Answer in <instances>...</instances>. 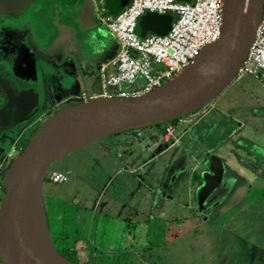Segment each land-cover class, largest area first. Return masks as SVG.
Listing matches in <instances>:
<instances>
[{
	"label": "water",
	"instance_id": "1",
	"mask_svg": "<svg viewBox=\"0 0 264 264\" xmlns=\"http://www.w3.org/2000/svg\"><path fill=\"white\" fill-rule=\"evenodd\" d=\"M83 1L84 13L93 15V1ZM57 3L58 0H0V23L21 30L31 23L44 21ZM112 3L108 0L107 6L118 14L120 10L114 11ZM263 18L264 0H223V29L219 40L206 47L195 61L161 88L137 98L90 99L66 106L47 119L33 133L27 147L13 160L3 178L2 264H78L58 251L49 228L43 186L52 165L107 137L168 124L211 104L236 79ZM171 27L164 15L148 13L140 19L137 33L141 37L163 36ZM13 68L10 61L0 60V131L29 120L43 102L42 88L19 78ZM243 141L236 142V148L247 152L250 147ZM177 153L172 155L173 163L179 157ZM228 158L208 153L194 166L190 164L191 172L184 167L177 170L171 185L183 174L189 204L195 199L202 208L222 185ZM171 165L163 168V176L156 171L155 177L163 180Z\"/></svg>",
	"mask_w": 264,
	"mask_h": 264
},
{
	"label": "rangeland",
	"instance_id": "2",
	"mask_svg": "<svg viewBox=\"0 0 264 264\" xmlns=\"http://www.w3.org/2000/svg\"><path fill=\"white\" fill-rule=\"evenodd\" d=\"M164 17L171 24L177 18L175 13H168L164 15ZM74 23L78 26L77 22ZM17 31L19 30L9 27L5 33H0V43L4 45L8 35L11 34V32ZM50 36L48 30L43 36H40V38L43 37L41 40L44 41L43 44L48 52H51L50 46L55 40L54 38L51 39L52 37ZM111 36L113 35L111 34ZM32 39H36V34L33 35ZM41 40H38L39 43ZM38 41L36 39V42ZM95 43L97 44L98 42L95 41ZM115 49L116 46H114L113 51ZM10 52L12 54L15 53L9 51V49L7 50V48L2 53L9 54ZM115 52L116 51L110 53V56L114 55ZM40 63L47 66H54L52 62L48 64L47 61L44 60H40ZM68 69L70 70L71 67H68ZM37 73L39 72L34 71V74L32 73L30 76L19 74L18 77H21L24 81H27L26 78H31L35 82H39L40 79L36 75ZM77 83H74L77 85L74 87V96H80L81 93L85 91V87H87L89 93L93 94L94 86L99 84L95 78H88L85 80L78 79ZM39 84L40 82L36 83V85ZM121 87L126 89L130 86L123 85ZM58 88L59 91L56 90L54 92V96L58 99L64 98L65 94L69 93L67 91L68 89H63L61 87V84L58 85ZM114 89V87L108 88L111 93L115 94L116 92H114ZM262 98H264L263 82L253 76H245L240 80L235 79L212 103H216L219 109L221 108L229 111L233 110L232 108L235 106H240L241 109L247 113V107H261V104H263L261 101ZM79 100L80 98L78 97V99H74L70 102L67 101L65 104L61 105L60 108L68 106L69 104H78L80 102ZM51 107L50 104L46 106V103L44 104L43 102L40 107L41 111L36 113L24 125L12 131H0V205L5 195V189L3 188L5 172L12 164L13 160L25 150L33 133L60 109L53 108L52 110L50 109ZM208 107L209 105L191 114L192 116L188 115L181 119L171 121L167 125L161 124L148 127L156 129L159 134L164 132V127L166 126H172L174 128L172 136H170L169 140H166L168 142L165 143V145L169 144V146H172L174 149L172 148L173 150L169 151L165 157L159 158V160H157V165L153 168V170L158 172V175L163 176L164 173L162 171L165 166L169 164H172V166L174 165L172 162V155L176 153L177 150L178 154L181 156L184 154V157L180 156V161H185L186 159L184 170L188 169L190 164L191 166L196 164L199 154L193 153H195L197 149L204 147L203 141L198 140V121H200L199 119L201 117L199 116V112L208 109ZM44 108L49 111L47 112ZM181 121H183V123H188L189 126H187L188 131L182 134L181 141L177 143L173 140V135L175 130H179V123H181ZM253 123L254 125L252 127L257 130H262L264 133V127H256L255 121ZM148 128L143 129L146 130ZM138 131L141 132L143 130ZM138 131L116 134L90 144L60 159L49 169L43 189L48 224L56 248L62 255L78 263V260L74 257V250L71 249L73 246L72 242L74 241V223L72 217L74 216V195L77 196L79 190L82 188L87 192H91L92 195L89 196L90 198L94 195L95 198H100L99 200L102 201L100 209L98 210L99 218L97 225L100 231L98 240L103 242L104 245H102L103 248L101 247V250L98 251L95 256L93 255V258H91L90 254L87 252L84 260H81L84 264H222V233H224L225 229L239 231L240 228V230L244 229L245 232V230H249L258 223V220L263 218L264 210L255 209L249 212L248 215H246L247 212L244 214L242 213V215H239L238 221L233 223H229L226 218L217 224H210L209 221L204 222L202 217L195 213L196 209L192 208L191 204H187L188 208H184L181 204L174 201L175 198L181 201L188 199L186 193L187 184L184 183L185 176L183 174L182 176L181 174H179L180 176L178 175V186L174 189L176 192H172L173 196L175 193H178V196L174 199L165 197L168 199L164 204L165 201L163 202L161 197L148 186L151 181L150 179H147L149 183L137 186V182L134 179H129L128 174H126L127 166L125 163L121 164L119 161L117 165L110 164L111 162L108 160V156L105 155V149H109L112 151L111 154L120 160L121 158L118 157L119 154H117V151H114L117 142L123 138H127L134 142L136 140L134 138V133ZM249 139H252L254 142L248 140L243 141V144L247 147H253V143L263 144L264 146V137L261 139L257 135H252ZM236 144H234V148L232 149H241L240 147L236 148ZM176 145L179 146L176 147ZM185 145H188L186 149ZM230 151L231 149L223 147L222 154L220 155L223 157L229 156L226 161L229 162L231 170L250 182L253 188H249L251 189L249 192V199L251 202L257 199H264V195L260 197V191L256 188L259 182L250 180L253 179L252 175L240 171L238 161L232 158L233 155ZM242 151L246 153L244 150ZM137 164L138 163L135 165ZM258 167H260L258 171L262 174H260L261 177H264V162H260ZM55 171L68 174L69 182L62 185L53 184L49 176ZM188 171L191 172L190 169H188ZM142 173L147 174L148 177L149 170H142ZM175 175L176 172L173 176L175 177ZM173 176L172 179L174 178ZM105 203H107V205L111 204L110 208L112 209V213L111 221L109 222H107V219H104V216L101 214L102 207ZM163 204L164 206H162ZM134 208L142 210L139 216L131 212ZM164 209L166 211H163ZM81 216L82 219L85 220L89 218L90 214L84 211ZM124 219H129V222L126 223ZM254 232L255 231H250L249 233L253 234ZM247 235L251 236L250 234ZM257 238L264 240V234H259ZM110 249L112 250L110 251ZM0 264H2L1 260Z\"/></svg>",
	"mask_w": 264,
	"mask_h": 264
},
{
	"label": "crops",
	"instance_id": "3",
	"mask_svg": "<svg viewBox=\"0 0 264 264\" xmlns=\"http://www.w3.org/2000/svg\"><path fill=\"white\" fill-rule=\"evenodd\" d=\"M112 1L114 11L120 10L121 12L130 4V0ZM83 3V0H58V3L53 7L44 21L31 23L28 27L13 32V43H17L16 46H22V51L27 50L25 58L21 55L24 52L17 55L15 67L17 69L21 68L22 71L33 69L35 72H39L36 75L40 79L39 82L43 89H45L46 106L50 104L51 106L60 107L65 102L78 99V97L80 98L79 103H81L113 94L105 86L102 68L106 67L104 74L107 76L116 72L112 64L120 53L121 44L116 39L117 37L101 23L96 12L90 16L88 12L84 13ZM107 8L110 14L116 15L111 12L108 6ZM74 22H77L78 26ZM47 30L51 35L50 37H52L51 39H55L50 46L51 52L46 50L43 44L44 41L41 40L43 37L40 38ZM34 34L37 36V41L41 40L40 43L39 41L36 42V39L33 41L32 37ZM27 37L28 43L23 42L22 44L21 38L25 39ZM95 41L98 43L96 44ZM114 46H116L114 50L116 52L110 56V53L114 52ZM40 60L47 61L48 64L52 62L54 66L44 65L40 63ZM68 67H71L72 70H69ZM88 78H95L99 83L97 86H94L93 94L89 93L87 87H85V91L80 96H74V87L77 86L74 83H77L78 79L85 80ZM29 81L34 82L31 78H29ZM260 81L263 82L262 80ZM59 84H61L63 89H68L67 91L69 92L62 99L54 96V92L56 90L59 91ZM115 91L116 89H114ZM261 101L264 104V98ZM263 104H261V107H247V113H245L240 106H235L232 108L233 110L229 111L219 109L216 103H212L209 104L208 109L199 112V116L201 117L200 121H198L199 127L197 132L199 135L202 134L204 136L202 140L204 147L197 149L193 153L199 154V157L196 156L197 160H200L201 157L208 153H217L223 147H227V149L234 148V144L240 138L253 142L252 139H249L250 136L257 135L262 139L264 137L263 131L257 130L252 126L255 121L256 127H264ZM70 105L74 104H69L68 106ZM190 116L192 115L190 114ZM181 123H179V130H175L173 135V140L177 143L181 141L182 134L188 131V123H183V121ZM141 130L143 131L134 133V138L136 139L134 142L127 138H123L117 142L114 151H117L118 157L121 158L120 160L114 157L111 154L112 151L109 149H105L104 152L108 156L110 164L117 165L119 161L121 164L125 163L127 171H124L127 172L126 174H128L129 179H134L137 182V186L149 183L147 179H150L151 181L148 186L151 189H155L166 178L164 177L163 180L160 178L159 180L155 177L157 173L153 168L157 165V160L165 157L173 147L163 151V154L159 153L164 144L168 142L166 141V127H164L162 134H159L154 128ZM150 161H155L154 165L149 166ZM136 163L138 164L135 165ZM145 169L149 170L148 177L147 174L142 173V170ZM226 180L210 196L202 208H197V214L202 217L204 222L209 221L210 224H217L226 218L229 223H233L238 221L237 219H239V215H242V213L247 212L246 215H248L249 212L255 209L264 210L263 198L252 202L249 199V192L253 188L248 180L241 175L233 173L228 174ZM250 180L259 182L256 186L260 191L259 196L264 195V181L255 179L254 177ZM176 183L171 186V195L173 191L176 192L174 190L176 189ZM91 195V192H87L82 188L79 190L77 196L74 195V216L72 217L74 223V241L72 242L73 246L71 249L74 250V257L78 260V264H84L81 260H84L87 252L93 258V255L95 256L101 250L100 248L104 246L103 242L98 240L100 231L97 225L99 218L98 210L102 201L99 200L100 198H95L94 195L90 198L89 196ZM177 196L178 193H175L169 199H174ZM174 201L181 204L184 208L187 203L186 200L181 201L177 200V198ZM110 206L111 204L107 205L105 203L101 211L107 222L111 221L112 209ZM191 206L194 208V203ZM84 211L90 214L89 218L85 220L81 216ZM131 212L139 216L142 210L134 208ZM124 220H126V223L129 222V219ZM250 231L255 232L252 234L249 233ZM222 234V264H264V240L257 238L259 234H264V216L261 220H258L256 225L252 226L249 230H245V232L244 229L240 230V228L239 231L225 229ZM247 234H250L253 238Z\"/></svg>",
	"mask_w": 264,
	"mask_h": 264
},
{
	"label": "built area",
	"instance_id": "4",
	"mask_svg": "<svg viewBox=\"0 0 264 264\" xmlns=\"http://www.w3.org/2000/svg\"><path fill=\"white\" fill-rule=\"evenodd\" d=\"M92 1L101 23L121 44L120 53L112 64L116 72L107 76L104 74L106 67L102 68L105 86L116 89L115 94L105 97L137 98L161 88L222 34L223 0H130V4L116 15L109 13L108 0ZM148 13H175L177 18L166 35L141 37L137 33L138 23ZM245 76L264 82V18L236 79ZM123 85L130 87L124 89ZM173 131L172 126H166V140ZM49 179L53 184L62 185L69 182V175L55 171Z\"/></svg>",
	"mask_w": 264,
	"mask_h": 264
},
{
	"label": "flooded vegetation",
	"instance_id": "5",
	"mask_svg": "<svg viewBox=\"0 0 264 264\" xmlns=\"http://www.w3.org/2000/svg\"><path fill=\"white\" fill-rule=\"evenodd\" d=\"M9 28V26L8 25H6V24H4V23H0V33H5L6 31H7V29ZM13 32H11V34H9L8 35V37H7V40L4 42V45L2 44V43H0V60H2V59H6V60H8V61H10V63H12V65H13V70H14V73L15 74H22V75H24V76H30L32 73L34 74V70L33 69H30V70H25V71H22V69L21 68H18L17 69V67H15V58L17 57V55L18 54H21V52L23 53V54H21V55H23V57L25 58V56L27 55V50L25 51H22V49H21V47L22 46H16L17 45V43H13ZM21 40H22V44H23V42L24 43H28V37L27 38H21ZM6 48H7V50L9 49V51H12L14 54H12L11 52L9 53V54H6V53H2L4 50H6ZM26 80H28L29 81V79H27L26 78ZM29 82H31V83H33V84H36V83H39V82H32V81H29ZM40 85V84H39ZM41 86V88H42V92H43V102H44V104L46 103L47 104V101H46V99H45V96H46V94H45V89H43V87H42V85H40ZM42 102V103H43ZM0 105H1V103H0ZM58 106H52L50 109H52L53 110V108H57ZM46 108V107H45ZM44 108V109H45ZM58 108H60V107H58ZM57 108V109H58ZM42 109V108H41ZM45 110H47V112L49 111L48 109H45ZM60 110V109H59ZM39 111H41L40 109H39ZM38 111V112H39ZM37 112V113H38ZM50 115V114H49ZM32 118V117H31ZM28 120H26V121H24L23 123H21V124H19V125H17V126H15L13 129H10L9 131H12V130H14V129H16L17 127H20V126H22V125H24L26 122H27ZM2 131H4V130H2ZM6 131H8V130H6ZM199 135V134H198ZM203 137L204 136H202V134L201 135H199V137H198V140L199 141H201V140H203ZM241 139V138H240ZM239 139V140H240ZM239 140H237V142L239 141ZM241 140H243V139H241ZM254 142V141H253ZM254 145H253V147L251 146L249 149H248V151L246 152V154L241 150H236V149H234V150H232V154H233V157L232 158H234L235 160H237L238 161V165H239V168H240V171L242 172V173H245V174H248V175H252L255 179H261V180H263L264 181V177H261L260 176V172L258 171V168H260V167H258L259 166V164H260V162H264V146H263V144H257V143H253ZM181 146V145H180ZM186 146L188 147V145H185V149H186ZM164 147V148H163ZM162 147V149H161V151L159 152V153H162L163 154V151H166V150H169V148H170V146H169V144H167V145H165L164 144V146ZM176 147H178V146H176ZM174 149V148H173ZM172 149V150H173ZM171 150V151H172ZM238 151L239 153H237L236 151ZM177 152H178V150H177ZM222 152V150H218L217 151V154H222L221 153ZM249 153V154H248ZM175 154V153H174ZM173 154V155H174ZM178 154V153H177ZM186 155V154H185ZM180 154H179V158H178V160L174 163V167L171 165V166H169V168H168V171L166 172V175H165V178H166V180H164V182H162L161 184H158V186L155 188V189H152V191L153 192H156L157 194H158V196L159 197H161V199H162V201L164 202V204L166 203V201H167V198H165V197H170L171 198V191H172V188L170 187V185H171V183H172V176H173V174H174V172H176L177 170H182L183 169V167H184V164H185V161H186V159H185V161L183 160V161H180ZM255 156V157H254ZM154 157V156H153ZM181 157H184V154L181 156ZM187 157V156H186ZM226 157V156H225ZM256 158V159H255ZM151 159H153L152 157H151ZM255 159V160H254ZM154 162L155 161H150V165L149 166H152V165H154ZM259 162V163H258ZM179 165V166H178ZM165 167H167V166H165ZM248 169V170H247ZM230 173H233V174H235L232 170H231V168L229 167V166H226V170H225V174H224V177H223V179H222V184L225 182V181H227L226 179L228 178V174H230ZM259 173V174H258ZM259 175V176H258ZM262 175V174H261ZM171 186H173V184L171 185ZM164 196V197H163ZM187 201V203H186V205H185V207H188V205L187 204H189L188 203V200H186ZM193 203L195 202V199H194V201H192ZM171 203V202H170ZM164 204L162 205V206H164ZM194 209H196V214L198 213V209H199V206H197V203L195 202L194 203ZM203 207V206H202ZM198 208V209H197ZM163 211H165V209L163 210Z\"/></svg>",
	"mask_w": 264,
	"mask_h": 264
},
{
	"label": "trees",
	"instance_id": "6",
	"mask_svg": "<svg viewBox=\"0 0 264 264\" xmlns=\"http://www.w3.org/2000/svg\"><path fill=\"white\" fill-rule=\"evenodd\" d=\"M4 188V187H3ZM45 207H46V204H45ZM46 214H47V212H46ZM48 219V218H47ZM50 228V227H49ZM51 231V230H50ZM54 240V239H53ZM54 244H55V242H54ZM65 246H69V245H65ZM66 248V247H65ZM67 249V248H66ZM67 250H69V249H67ZM62 254V253H61ZM76 263V262H75Z\"/></svg>",
	"mask_w": 264,
	"mask_h": 264
}]
</instances>
